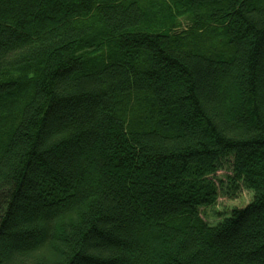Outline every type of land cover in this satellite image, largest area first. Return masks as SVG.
I'll return each mask as SVG.
<instances>
[{
	"label": "trees",
	"instance_id": "trees-1",
	"mask_svg": "<svg viewBox=\"0 0 264 264\" xmlns=\"http://www.w3.org/2000/svg\"><path fill=\"white\" fill-rule=\"evenodd\" d=\"M0 264H264V0H0Z\"/></svg>",
	"mask_w": 264,
	"mask_h": 264
},
{
	"label": "rangeland",
	"instance_id": "rangeland-1",
	"mask_svg": "<svg viewBox=\"0 0 264 264\" xmlns=\"http://www.w3.org/2000/svg\"><path fill=\"white\" fill-rule=\"evenodd\" d=\"M180 27L176 28L172 33V35H180L187 32L190 29V23L186 18L180 19ZM233 158L227 159L223 166L219 169V171L209 178L213 180L217 187H219V193L216 203L213 206L201 209V218L209 223L211 226H216L222 222L223 219L230 216L233 210L240 208H246L253 201V194L244 189L239 188V190L232 189L228 181V177L233 176ZM221 181L225 183V185L221 186ZM230 186V187H229ZM234 195L233 198L230 199V196Z\"/></svg>",
	"mask_w": 264,
	"mask_h": 264
}]
</instances>
